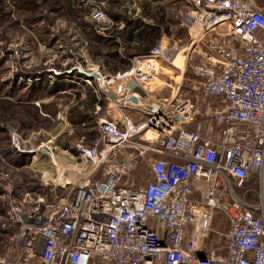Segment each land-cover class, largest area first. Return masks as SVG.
Masks as SVG:
<instances>
[{
    "label": "built area",
    "instance_id": "built-area-1",
    "mask_svg": "<svg viewBox=\"0 0 264 264\" xmlns=\"http://www.w3.org/2000/svg\"><path fill=\"white\" fill-rule=\"evenodd\" d=\"M99 2L93 17H108L97 26L106 35L118 15ZM255 2L193 0L202 36L231 25L194 67L212 111L183 93L184 66L152 50L123 55L131 67L112 75L75 66L84 75L68 80L83 98L89 82L98 100L97 138L77 143L79 177L62 198L27 209L0 194L6 226L18 228L0 264H264V12Z\"/></svg>",
    "mask_w": 264,
    "mask_h": 264
},
{
    "label": "rangeland",
    "instance_id": "rangeland-1",
    "mask_svg": "<svg viewBox=\"0 0 264 264\" xmlns=\"http://www.w3.org/2000/svg\"><path fill=\"white\" fill-rule=\"evenodd\" d=\"M96 1H100L98 4L104 2L103 10L108 16L118 14L116 21L131 14L132 17H143L151 23L145 14L155 17L163 13L167 15L169 32L163 33L164 38L154 52L163 54L160 60L168 66H184L182 91L200 109L212 111L216 103L214 98L203 94L202 84L194 72L195 65L204 64L206 60L202 50L199 52L194 44L195 38L199 34L202 36L203 28L193 13V0H143L149 4L147 13L141 6L132 3L111 5L109 0H72L75 7L72 10L63 7L62 0H0V194L14 192L17 199L27 200V209H31L41 199L54 202L65 196L68 184L79 177L77 162L80 164V160L77 158L76 145L80 138L78 129L61 119L69 103L60 100L46 107L48 111H57L53 118L55 122H49V126L34 127V120L20 112L19 104L35 102L43 106L54 96H47L46 92L35 93L34 97L37 98L21 96L17 86L30 85L31 82L22 74L31 69H52L55 63L62 66L69 63L88 70L103 62L102 59L96 60V54H104L109 49L95 43V38L89 33L90 23L99 25L100 22L108 21L107 16L101 21L93 17L94 5L91 2L95 4ZM255 5L256 8L264 6V0H256ZM132 9L136 10L135 13H129ZM220 24L213 26L209 37H217L215 41H228L231 29L228 24ZM88 33L91 38L86 39L84 36ZM168 57L170 61L166 60ZM100 70L107 75L116 72L109 68L103 70L101 65ZM89 78L94 84L95 79ZM50 80L58 81L53 74ZM70 84L74 86L73 89L71 85L67 87L71 92L81 89L77 83ZM85 88L93 89L89 82H85ZM20 97L22 100L19 102ZM3 106H9V110ZM42 113L46 114L45 109ZM23 121L26 123L25 128L31 129H23ZM71 161L76 164L73 165ZM1 199L0 223L3 225L8 221L7 202Z\"/></svg>",
    "mask_w": 264,
    "mask_h": 264
},
{
    "label": "trees",
    "instance_id": "trees-1",
    "mask_svg": "<svg viewBox=\"0 0 264 264\" xmlns=\"http://www.w3.org/2000/svg\"><path fill=\"white\" fill-rule=\"evenodd\" d=\"M111 5L115 4H135L141 6L144 12H148L149 4L142 2L143 0H133L132 2H128L127 0H109ZM60 2V1H59ZM63 7L66 6L68 9L72 10L74 5L72 0H62ZM79 6V5H78ZM78 8L82 9L81 6ZM129 13H135V9ZM91 12V11H90ZM144 13V14H145ZM145 16L150 19L152 22L150 23L143 17H132L126 16L121 18V20L115 21L114 24L106 30V35H103L97 32L96 24L90 23V34L95 38V43L98 45H103L109 49L108 52L104 54H100L98 52L96 55L97 59H102L103 62L100 65L103 67V70L109 68L112 71H122L127 70L130 67V62L123 55L128 52H136L134 54L143 53L147 51H155L157 46L162 40L163 33L169 32L170 24L169 18L164 13L158 17L153 14H145ZM85 35L86 39L91 38L90 34ZM56 64V65H55ZM52 69L49 68H35L23 72V77L27 78L30 83L29 86H17L18 91H21V96H28L29 98H37L34 97L35 93H45L47 96L52 94L53 99L50 102L43 103L44 105H36L35 102L27 103V104H19L20 112L26 116L31 117L36 126H49V122H55L56 119L54 115H56L57 111H48L46 109L47 106L52 103L57 104V101H61L65 104L69 103L68 110V118L70 123L77 128L79 133L80 140L83 139L84 142L88 144L95 143V114L94 109L97 103V97L93 92L92 88H87L86 97L83 98L82 89H78L72 91L75 95L74 104H70V101L73 99V94L69 93H61L62 90H68L67 87L71 85V89L74 88L73 84H70L67 78L74 76H83V72L77 69L73 64H67L65 66L59 65L55 63ZM99 65V66H100ZM70 70V72H69ZM115 72V73H116ZM21 72H18L19 74ZM56 75L58 81L51 82V75ZM56 79V78H55ZM39 81V82H38ZM40 84H43V87H40ZM42 86V85H41ZM61 86V87H60ZM15 87V86H14ZM15 88V90H17ZM44 90V91H43ZM15 93V91H14ZM1 96V95H0ZM13 97V96H12ZM18 98V97H17ZM32 98V99H33ZM56 99V101H55ZM21 97L19 98V102L21 101ZM16 102V101H15ZM4 105V103H2ZM18 104V102H16ZM6 110H9V106H3ZM45 113L43 114L42 112ZM17 111V110H16ZM32 111L34 114H32ZM42 115H41V114ZM23 129H31L25 128V121L21 122ZM32 127V128H34ZM25 153V152H19ZM23 155V154H22ZM0 198V202H1ZM10 222L4 223L1 225L0 223V248H4L7 243V239L9 234L15 232L18 228L9 225Z\"/></svg>",
    "mask_w": 264,
    "mask_h": 264
},
{
    "label": "crops",
    "instance_id": "crops-1",
    "mask_svg": "<svg viewBox=\"0 0 264 264\" xmlns=\"http://www.w3.org/2000/svg\"><path fill=\"white\" fill-rule=\"evenodd\" d=\"M257 8L258 9H260V10H262L263 12H264V6H257ZM118 15V14H117ZM225 22V24H228V26L230 27V29H231V25H230V23L228 22V21H223V22H221V24L220 25H224V24H222V23H224ZM212 29H213V27L205 34V35H203V36H201L200 34L198 35V37L197 38H195V43L194 44H196V49H199V52H201V50H202V52H203V49H207L208 48V42H209V40H211L212 38L211 37H209V34H210V32L212 31ZM263 31L262 30H260L259 31V33L261 34ZM162 38H164V35H163V37ZM214 39H217V37L216 38H214ZM214 39H212V40H214ZM221 40H225V38H220ZM222 42H224V41H222ZM134 53H136V52H134V51H132V52H128V53H124V55H126V56H131V55H134ZM204 57V56H203ZM198 79L200 80V82H201V84H202V79L200 78V77H198ZM69 82H71V83H75V82H72V81H70V80H68ZM62 91H68V90H62ZM62 91H60L61 93H63ZM65 93H68V92H65ZM64 94V93H63ZM70 94V93H69ZM97 263H101V261H99V262H97Z\"/></svg>",
    "mask_w": 264,
    "mask_h": 264
},
{
    "label": "water",
    "instance_id": "water-1",
    "mask_svg": "<svg viewBox=\"0 0 264 264\" xmlns=\"http://www.w3.org/2000/svg\"><path fill=\"white\" fill-rule=\"evenodd\" d=\"M130 100H132V101L135 102V103L138 102V100H137V98H136L135 96H132V97L130 98ZM43 151L46 152L45 149H44Z\"/></svg>",
    "mask_w": 264,
    "mask_h": 264
},
{
    "label": "bare ground",
    "instance_id": "bare-ground-1",
    "mask_svg": "<svg viewBox=\"0 0 264 264\" xmlns=\"http://www.w3.org/2000/svg\"><path fill=\"white\" fill-rule=\"evenodd\" d=\"M222 24H225V22L224 23H222ZM169 59H171L170 57H168ZM179 66H183V65H179ZM0 191H1V189H0Z\"/></svg>",
    "mask_w": 264,
    "mask_h": 264
}]
</instances>
